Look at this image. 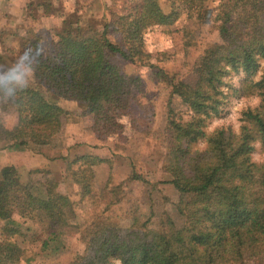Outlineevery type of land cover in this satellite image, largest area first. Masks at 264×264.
Returning a JSON list of instances; mask_svg holds the SVG:
<instances>
[{
    "label": "trees",
    "instance_id": "obj_1",
    "mask_svg": "<svg viewBox=\"0 0 264 264\" xmlns=\"http://www.w3.org/2000/svg\"><path fill=\"white\" fill-rule=\"evenodd\" d=\"M34 1L26 0L24 9H30ZM205 1L169 0L170 10L164 12L157 0H129L131 9L118 14L110 6L91 0L90 6L104 11L95 16L79 8L71 10L57 27L56 39L51 41L46 55L40 53L41 38L36 33L28 31L23 38L0 32V46L16 44L17 48L7 53L18 60L28 57L35 70L28 88L17 97L0 95L16 115L12 128L0 123L2 150L21 152L48 145L54 149L52 144L62 133L65 114L57 101L65 98L79 103L92 117L91 131L99 142L110 141L120 151L126 132L123 119L135 100L139 80L126 74L116 59L138 65L145 62L155 69L143 50L144 36L153 28L174 26L180 15L176 9L181 4L186 9H196V19L203 20V24L209 23L212 16L215 20L220 43L206 49L194 64V84H172L171 96L187 107L189 118L183 121L176 117L169 102L167 127L172 165L167 183L178 193L174 218H180L182 225L176 227L175 221L167 217L162 220L166 222L163 230L150 233L136 222L125 228L98 223L91 227L85 250L73 264H109V258H117L122 264H243L246 250L256 253L258 248H264V163L250 161L254 142L264 146V72L254 84L260 104L243 114L239 135L220 130L205 136L201 129L202 116L218 112L220 101L216 96L222 79L239 69L252 75L258 59L264 58V0L222 1L219 8L209 7ZM210 9L220 10L216 13ZM201 138H205L207 149L189 156L190 146ZM61 158L66 166L84 162L90 169L94 166L91 163L99 165L104 161L93 155H72L75 159L70 161L69 156ZM67 169L62 171L64 175ZM74 171L83 189H90L86 194L77 193L78 197L83 200L92 196L93 171L87 179L83 171ZM131 171L129 180H138ZM48 172L46 175H50ZM30 183L21 182L14 166L0 169V222L4 224L0 232L6 237L0 242V263L13 264L23 252L12 240L18 232L14 214L23 223L33 218L46 223L47 237L41 250L57 237L60 228L76 219L73 201L58 190V181L48 178L35 185ZM77 229L87 233L82 224Z\"/></svg>",
    "mask_w": 264,
    "mask_h": 264
},
{
    "label": "rangeland",
    "instance_id": "obj_2",
    "mask_svg": "<svg viewBox=\"0 0 264 264\" xmlns=\"http://www.w3.org/2000/svg\"><path fill=\"white\" fill-rule=\"evenodd\" d=\"M95 1L102 6H110L118 14H126L132 7L129 0ZM157 1L164 12L170 10L169 0ZM222 1L228 0H206L204 4L219 8ZM90 2L91 0H35L30 9H18L20 12L13 14L2 8L0 32L14 33V36L23 38L28 31L36 33L41 38L40 53L46 55L50 51L51 41L56 39L57 27L71 10L79 8L85 13L92 12L95 16L104 11L100 7L95 8V5L90 6ZM40 3L41 6H38ZM176 10L180 15L174 26L153 28L144 36L143 50L147 54V61L154 65L155 69L145 62L138 65L123 58L116 59L126 74L139 80V86L134 90L135 100L123 119L126 125L121 142L123 150L120 147L121 150L116 151L110 141L99 142L91 131L92 117L85 113L79 103L65 98L57 101L65 114L62 118V133L52 144L56 146L54 149L49 145L35 146L20 152L14 149L2 150L0 147V169L14 166L23 183L31 182L30 184L35 185L48 178L58 181V190L66 193L73 201V219L78 221V225L75 219L71 224L60 228L57 237L41 250V245L47 237L46 223L37 218L23 223L18 215L14 214V226L18 232L12 240L23 252L13 264H73L85 250L91 227L98 223H111L125 228L136 222L138 225H144L148 231L159 232L164 229L163 223H166L162 220L169 217L175 221L176 227L182 225L180 218H174L178 193L167 183L171 178L172 165L169 161L171 137L167 127L169 102L171 101L173 111H176V117H181L183 121L189 118L190 111L178 102V98H172V84L184 82L193 85L196 80L194 64L206 49L220 43V39L215 20H212L213 16L209 23L203 24V20L196 19V9H186L181 4ZM210 10L218 13L220 9ZM202 11L203 9H200V13ZM30 17L36 18L37 21L32 22ZM15 48L16 44L0 46V69L7 70L16 63L18 59L7 53L8 49ZM144 60L146 59L139 61ZM257 64V70L252 75L239 69L231 71L222 79L223 85L219 87V94L216 96L220 101L218 112L209 117L202 116L201 129L205 136L220 130L235 136L240 134L244 125L243 114L256 109L261 100L254 84L261 79L264 72V58H259ZM8 105L0 100V123L6 128H12L16 124V115ZM93 144L98 146L94 147ZM206 149L207 142L205 138H201L190 146L189 156L195 152H205ZM72 155L76 158L93 155L104 161L98 165L90 159L94 165L91 169L88 164L86 167L84 162L73 165L69 163L66 166V161H63L61 156H69L70 161L75 159H72ZM117 155L121 156V159ZM250 161L256 165L264 163V146L260 142H254ZM67 167L64 175L62 171ZM76 169L83 171L86 179L92 174L90 171H93L90 182L93 197L89 196L83 200L78 197L77 193L86 194L90 189L85 191L83 185L76 181L79 176L74 175ZM131 170L138 175V180H129ZM47 172L50 175H46ZM116 200L120 202L115 203ZM110 204L112 206L108 210L107 205ZM80 224L87 233L77 229ZM3 225V222H0V228ZM5 240V235L0 232V242ZM246 252L243 264H264V248H258L256 253L250 249ZM108 263L122 264L117 258H109ZM0 264L10 262L4 261Z\"/></svg>",
    "mask_w": 264,
    "mask_h": 264
},
{
    "label": "clouds",
    "instance_id": "obj_3",
    "mask_svg": "<svg viewBox=\"0 0 264 264\" xmlns=\"http://www.w3.org/2000/svg\"><path fill=\"white\" fill-rule=\"evenodd\" d=\"M28 60V57L22 56L11 68L0 70V95L17 97L28 88L35 71Z\"/></svg>",
    "mask_w": 264,
    "mask_h": 264
},
{
    "label": "crops",
    "instance_id": "obj_4",
    "mask_svg": "<svg viewBox=\"0 0 264 264\" xmlns=\"http://www.w3.org/2000/svg\"><path fill=\"white\" fill-rule=\"evenodd\" d=\"M26 0H0V9H7L10 14L20 12L18 9H24Z\"/></svg>",
    "mask_w": 264,
    "mask_h": 264
}]
</instances>
